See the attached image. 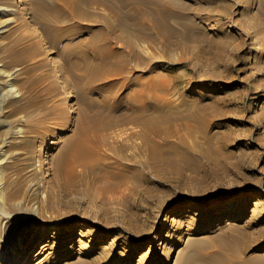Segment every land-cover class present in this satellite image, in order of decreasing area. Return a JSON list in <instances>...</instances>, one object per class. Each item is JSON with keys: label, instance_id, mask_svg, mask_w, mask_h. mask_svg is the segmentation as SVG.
I'll return each instance as SVG.
<instances>
[{"label": "rangeland", "instance_id": "1", "mask_svg": "<svg viewBox=\"0 0 264 264\" xmlns=\"http://www.w3.org/2000/svg\"><path fill=\"white\" fill-rule=\"evenodd\" d=\"M179 1L187 14H170L165 29L147 21L154 5L122 6L129 26L117 12L111 15L114 26H104L108 43L102 38L101 43L116 46L110 65L126 61V69L112 76L117 78L111 94L114 104L128 105L122 94L156 66L170 80L159 103L168 105V99L169 107L179 113L195 110L201 101L210 105L202 112L206 123L175 122L180 134L198 142L191 164L162 177L145 173L142 193L126 195L123 201L121 191L101 197V179L79 171L69 186L72 196L62 192L55 207L44 200L43 192L52 184L65 138L77 131L80 106L74 75L88 71L78 67L76 74L71 72V58L60 56L31 0H0L4 7L21 8L18 32L0 33V58L9 60V51L21 53L28 45L23 59L0 72L1 264L15 251H20L23 264H180L183 256L186 263H195L192 253L219 249L230 235L248 240L249 264H264V0ZM85 7L94 21L106 14ZM224 10L230 13L224 15ZM189 20L199 26H186ZM87 36L85 32L75 37V43ZM218 37L224 41L216 42ZM255 43L263 50H250ZM78 45L73 49L83 50ZM134 52L147 62L140 63ZM12 69L17 76L10 74ZM29 99L35 103L29 105ZM131 126L139 127L120 120L105 133L110 139ZM135 185L132 177L121 190L129 192ZM13 259L9 264L19 263Z\"/></svg>", "mask_w": 264, "mask_h": 264}, {"label": "bare ground", "instance_id": "2", "mask_svg": "<svg viewBox=\"0 0 264 264\" xmlns=\"http://www.w3.org/2000/svg\"><path fill=\"white\" fill-rule=\"evenodd\" d=\"M118 1L120 3V6H117L115 0H31L32 8L35 14L39 15L42 18V20L44 21V26H47L46 32L55 40L56 49H59L58 52L61 54L60 56L71 58V72L76 74L75 70H77L78 67H83L85 68L84 70H86V72L88 71V74L84 76L83 74L79 76H76L77 74H73L74 77L77 78V80H75V92L77 93V96L79 98L80 106L77 131L68 139L65 138L66 141L62 144L58 153V164L55 163L56 159L54 160V163L57 166V170L54 178L52 179V184L48 185V182V186H46V190H44L45 192H43L45 193L44 200L48 201L49 204L51 203L52 206L55 207L61 200L62 192L63 194H71L72 196V193L69 190V186H71V180L74 178V176L77 175L79 171H82L83 173H88L89 171L93 172L96 178L101 179V185L97 186L98 188L102 189L100 191L101 197L105 199L106 196L109 197L110 194L116 195L117 192L121 191L119 198L121 201H123L127 196H133L138 192L142 193L141 186L142 182L144 181L145 173L147 174V172L149 173V171H153L155 172V176L162 177L161 175H167V173L170 171L183 170L184 167L191 164L190 161L193 156H195L193 148L195 149L198 146V142L190 141L185 136H183V134H180L179 128L176 126L175 122L183 119H186L187 122L194 121L199 123H206L208 121V117L204 116L202 112H207V110H210V105L203 101H201L197 105L195 110H190L185 113H179L172 110L173 107L170 108L172 106L171 101L168 99L165 100L166 102H168V105L159 103V100L164 99L165 91H168L169 89L168 86L170 85V80L168 78L162 77L161 72H159L157 67L154 65V67H152V70L150 68L151 71L149 74H142V77L139 80L138 84L136 83L137 81L134 83L137 86L129 84L132 85L130 89L122 94L123 96L121 97L128 98V105H117L112 102L111 94L115 85L114 80L117 79L112 78V76L114 75L113 73H120L122 69H126V67L123 66L126 61L123 64V59L122 64L118 63L119 65L115 63V65L118 66L110 65V58L112 57L116 59L113 56L116 55L115 50L117 49L115 48L116 46L113 45L112 47L110 46V44H107L108 39L105 40L104 37L106 34H109V31L108 28L104 26H114L111 15L116 14L117 12L120 15L121 21L126 24V26H129V17L127 13L121 9L122 6H129L131 3H143L144 5L146 2H148L155 7H152V17H147V21L152 26H157L159 28L165 29L167 28L165 27L167 26L166 18L170 14L179 16L187 14V11L182 9V5L180 4L181 1L179 0ZM85 4L91 5L95 9L99 8L106 10V14L101 17V20L94 21V18L91 16V13L93 12L90 11V8H86ZM149 4L145 5L149 6ZM176 5L179 9L172 10L171 7H175ZM8 6L4 7L0 4V29H2L0 30V33H5L8 31L10 32V34L16 33L21 24V21H19L17 16L21 8L18 9V6H13L12 8H10ZM26 8L29 9V5ZM229 13L230 12L228 10L223 11L224 15H228ZM190 21L191 20L188 21V24L186 26H199L196 23L197 21H191L192 23L189 24ZM49 26H61V28L58 31H53ZM72 26L75 27L72 28ZM95 26H103L104 28L99 29ZM56 28L57 27H55V29ZM85 32H88L89 36H87L86 38H81L77 43H75V37ZM143 34L145 35V33ZM163 35L165 36V33ZM49 36L47 37L49 38ZM39 37L42 38L43 36ZM39 37L37 41H39ZM101 38L102 40L104 39L107 43H101ZM221 40L223 39L218 37V39H216V42H221ZM163 41L166 44L169 43L166 37H164ZM76 45H78L79 48L81 46V49L83 50L76 51L75 49H73ZM88 46H90V51H88L86 48ZM252 46L253 47H251L250 50H252L254 53L263 50L262 46H260L259 43H255ZM27 49L28 45L24 51H21V53L18 51H9V60H2V56H0V61L2 62H0V65L2 66V68H0V72L3 73L7 71V67H11L14 64L15 60L23 59L22 53H25ZM135 53L137 60L140 63L147 62L146 57L142 53L134 52L133 54ZM62 61L60 63H62ZM20 62L21 61H18L17 64H19ZM15 72L16 71L13 72L12 69V72H10V74L13 75ZM101 78H104V80L100 81ZM125 83L127 84V82ZM10 85L12 86L13 84L10 83ZM126 100L127 99H125V101ZM27 102L30 105L34 104L35 100L29 99ZM117 102L118 101H116V103ZM59 104L61 105V103ZM38 107L40 109V106ZM107 107L108 109H106ZM19 109L20 108H17L16 110ZM150 110L152 113L149 112ZM56 113L60 114L58 111H56ZM119 116L120 118H118ZM120 120L125 123L138 124L139 127L136 128L131 126L132 128L130 127V129L120 128L121 131L118 132L120 130L119 129L117 131V135H114V137H111L110 139L107 138L108 135L107 133H105V131L111 130L110 128L118 125ZM173 135H177V138L172 139ZM56 141L57 140L55 139V142ZM1 152H3V150ZM132 177H134V180L136 182L135 187L129 190L127 189V191L129 192L121 190V186L123 184H126V182ZM219 202H221V200ZM222 241V247L219 249H215L211 252L208 251L194 252V254L192 253V255L197 258V262L193 263L192 261H189V263H186L183 256L180 264H249L250 257H247V255L250 251V245L249 243H247L248 240L245 236L230 235L228 238ZM47 246H49V243H44V248ZM13 256L15 257V259L19 260L18 264H23L24 258L22 255H20V251H15ZM13 256L11 257L10 261H8V259H5V264L13 262ZM2 259L3 255L0 254V262L2 261Z\"/></svg>", "mask_w": 264, "mask_h": 264}]
</instances>
